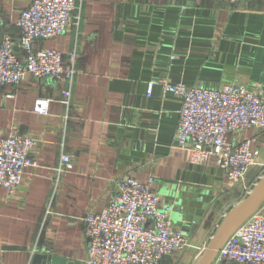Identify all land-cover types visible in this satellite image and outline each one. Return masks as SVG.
Instances as JSON below:
<instances>
[{"label": "crops", "instance_id": "crops-1", "mask_svg": "<svg viewBox=\"0 0 264 264\" xmlns=\"http://www.w3.org/2000/svg\"><path fill=\"white\" fill-rule=\"evenodd\" d=\"M31 2L0 0V40L19 37L16 24ZM79 4L78 26L35 44L66 59L76 53L74 83L30 78L0 97V137L36 140L38 162L14 193L0 186V264H33L36 255L88 264L83 220L106 209L118 193L116 181L127 176L154 178L174 227L192 243L163 264H198L224 217L264 175V130L228 134L260 152L247 187L233 184L215 159L193 165L191 153L177 146L182 100L165 93L161 82L244 86L259 90L264 101V0ZM66 91L70 106L62 102ZM40 98L50 100L47 115L34 111ZM63 154L74 169L59 175Z\"/></svg>", "mask_w": 264, "mask_h": 264}, {"label": "built area", "instance_id": "built-area-1", "mask_svg": "<svg viewBox=\"0 0 264 264\" xmlns=\"http://www.w3.org/2000/svg\"><path fill=\"white\" fill-rule=\"evenodd\" d=\"M80 11L79 0H32L16 24L19 37L7 35L0 40V97L6 88H19L30 78L74 83L77 54L66 59L63 52L36 49L35 44L78 26ZM161 87L182 100L177 146L191 153V163L199 166L213 158L230 182L246 186L251 172L260 166V152L246 142L229 141L227 136L264 130L260 91L238 85L218 90L189 88L167 81H162ZM154 88L155 83L148 84L149 97ZM62 102L70 106L71 91L64 93ZM49 104L50 100L40 98L34 111L47 115ZM36 145L30 137H0V186L8 192L17 191L27 170L38 167L32 157ZM73 169V158L63 154L56 172L61 175ZM116 183L118 193L112 203L83 220L88 264H163L166 257L192 248L183 231L174 227L170 209L162 205L154 178L143 182L127 176ZM215 264H264V213L259 211L229 239Z\"/></svg>", "mask_w": 264, "mask_h": 264}, {"label": "water", "instance_id": "water-1", "mask_svg": "<svg viewBox=\"0 0 264 264\" xmlns=\"http://www.w3.org/2000/svg\"><path fill=\"white\" fill-rule=\"evenodd\" d=\"M264 206V177L252 189L247 198L232 208L217 228L210 244L198 264H215L219 252L229 239ZM33 264H67L59 258L36 255ZM72 264V263H71Z\"/></svg>", "mask_w": 264, "mask_h": 264}]
</instances>
